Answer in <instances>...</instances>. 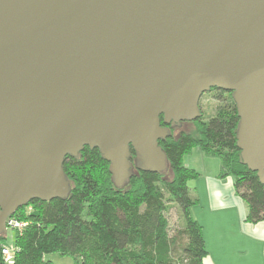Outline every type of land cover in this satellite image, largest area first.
<instances>
[{
  "label": "water",
  "instance_id": "obj_1",
  "mask_svg": "<svg viewBox=\"0 0 264 264\" xmlns=\"http://www.w3.org/2000/svg\"><path fill=\"white\" fill-rule=\"evenodd\" d=\"M212 88L231 93L264 185V0H0V235L29 202L68 196L62 165L84 147L119 189L130 149L166 172L158 141Z\"/></svg>",
  "mask_w": 264,
  "mask_h": 264
},
{
  "label": "trees",
  "instance_id": "obj_2",
  "mask_svg": "<svg viewBox=\"0 0 264 264\" xmlns=\"http://www.w3.org/2000/svg\"><path fill=\"white\" fill-rule=\"evenodd\" d=\"M230 105L195 120V135L175 136L170 128L171 135L158 141L168 163L162 174L137 169L130 149L133 171L121 189L97 149L84 147L77 157H66L68 196L19 208L12 217L26 225L14 231L12 247L0 235V264L3 248L11 249L13 264H54L45 259L51 253L71 257L72 264H203L202 227L190 214L197 198L187 187L199 174L182 162L193 148L220 161L219 178H233L234 192L247 206L245 221L264 220V185L242 164L233 100ZM167 201L179 208L180 228L170 226Z\"/></svg>",
  "mask_w": 264,
  "mask_h": 264
},
{
  "label": "crops",
  "instance_id": "obj_3",
  "mask_svg": "<svg viewBox=\"0 0 264 264\" xmlns=\"http://www.w3.org/2000/svg\"><path fill=\"white\" fill-rule=\"evenodd\" d=\"M212 159L193 148L182 161L199 174L187 187L197 198L190 214L202 227L203 264H264V220L245 221L247 206L235 194L233 178H219Z\"/></svg>",
  "mask_w": 264,
  "mask_h": 264
},
{
  "label": "rangeland",
  "instance_id": "obj_4",
  "mask_svg": "<svg viewBox=\"0 0 264 264\" xmlns=\"http://www.w3.org/2000/svg\"><path fill=\"white\" fill-rule=\"evenodd\" d=\"M229 105V100L226 97V95L223 94H216V93H205L203 96H201L199 100V106L202 113V118L204 120H207L209 117H211L215 112L216 109H218L220 106L223 105ZM180 132H186L190 133L192 135H195V129L191 122H183L177 126L174 127V135L177 136ZM212 160H215L217 162V169H220V161L217 158H214ZM185 166V165H184ZM212 169L213 166H212ZM189 186V184H187ZM167 218L169 220L170 226L172 229H177L181 227V218H180V211L179 208L172 203L171 201H167ZM19 221V220H18ZM21 222V221H20ZM24 222V221H22ZM17 232H21L17 231ZM13 239H14V231L11 229H8L5 234V244H7L8 247L13 246ZM45 259L50 260L54 264H72V259L69 256H61L58 253H51L45 255Z\"/></svg>",
  "mask_w": 264,
  "mask_h": 264
},
{
  "label": "built area",
  "instance_id": "obj_5",
  "mask_svg": "<svg viewBox=\"0 0 264 264\" xmlns=\"http://www.w3.org/2000/svg\"><path fill=\"white\" fill-rule=\"evenodd\" d=\"M5 225H6L7 230L11 229V230L17 232V231L22 230L25 227L26 222H22V221L20 222L16 218L11 216V217L7 218ZM1 254H2V258H3V262L5 264H13V254H12L11 249L3 248L1 250Z\"/></svg>",
  "mask_w": 264,
  "mask_h": 264
},
{
  "label": "flooded vegetation",
  "instance_id": "obj_6",
  "mask_svg": "<svg viewBox=\"0 0 264 264\" xmlns=\"http://www.w3.org/2000/svg\"><path fill=\"white\" fill-rule=\"evenodd\" d=\"M207 93H216V94H223V95H226V97L228 98V100H229V105L231 104V101H232V99H231V93H229V92H225V91H222V90H219V89H216V88H212V89H210ZM203 96V95H202ZM201 98V97H200ZM231 106V105H230ZM200 107V106H199ZM200 111H201V109H200ZM201 116H202V113H201ZM194 122V121H193ZM193 122H191V123H193Z\"/></svg>",
  "mask_w": 264,
  "mask_h": 264
}]
</instances>
